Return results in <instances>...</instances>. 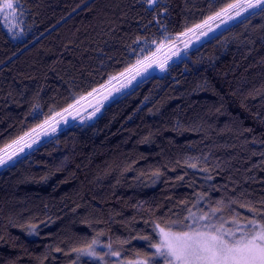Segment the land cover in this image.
<instances>
[{"label":"trees","instance_id":"16d2710c","mask_svg":"<svg viewBox=\"0 0 264 264\" xmlns=\"http://www.w3.org/2000/svg\"><path fill=\"white\" fill-rule=\"evenodd\" d=\"M19 1L32 31L16 42L0 21V152L54 129L1 155L0 264H156L157 226L264 224V3L117 89L152 50L137 44L242 0Z\"/></svg>","mask_w":264,"mask_h":264},{"label":"rangeland","instance_id":"374dc122","mask_svg":"<svg viewBox=\"0 0 264 264\" xmlns=\"http://www.w3.org/2000/svg\"><path fill=\"white\" fill-rule=\"evenodd\" d=\"M246 1L247 0H242L233 4L235 5V7L227 8L226 10L217 13L214 17L210 18L209 20L203 21L198 25L199 27L197 26L191 31L174 37L165 35L161 40L158 41L152 40L149 42H140L139 44H137L139 48L138 53H142V51L148 48L152 50L151 52L138 59L133 65H131L126 71L123 72L124 74L122 76V80L115 85L116 88H127L147 76L164 75L165 73H167L173 63H179L177 53H183L196 47L203 40L214 35L227 25L231 24L233 21L244 16L246 13L252 10L254 7H248L249 3L244 4ZM4 2L5 0H0V5H2ZM12 3L15 7V11L11 9H4L3 12H0V21L8 36L13 41L21 42L27 39L28 35L32 31V27L27 20V11L23 4L19 0H12ZM147 3L149 5L153 4L150 3L149 0H147ZM250 3L256 4V0H253ZM106 87L102 88V90H104ZM52 122L53 121H47L46 123H44V125L39 127L41 129L37 133L29 134V132H27L17 138L5 149V151L0 152V158L5 160L6 156L1 157V155L6 151L12 150L13 152H20L36 146L42 140V138H44V136L52 132V130L54 129L52 126L46 128ZM199 218L201 217L199 216ZM207 224H213V222L207 221L205 225ZM259 225L260 224L257 223V230L259 228ZM252 227L253 226L250 225V228H236L232 231L236 234V238H239L245 232L250 233ZM160 228L168 230V227H158V231ZM227 229L228 228H224L222 230ZM172 231H180V229L172 228ZM80 254L83 257L90 258L91 262L93 263L96 261L102 262L103 259L107 257L106 253L97 249V247H86L81 250ZM115 256L116 255L114 254H111L109 256V259H112L114 264H145V261L142 259L120 263L117 261ZM156 264H166L165 257L159 255Z\"/></svg>","mask_w":264,"mask_h":264},{"label":"snow or ice","instance_id":"6c2138e0","mask_svg":"<svg viewBox=\"0 0 264 264\" xmlns=\"http://www.w3.org/2000/svg\"><path fill=\"white\" fill-rule=\"evenodd\" d=\"M149 2L154 3L155 0ZM261 3L264 0H256V4L249 3L248 7H256ZM4 9L15 11L12 0H5L0 5V12ZM4 163L0 158V165ZM248 223L253 226L251 232H245L239 238L231 229L222 230L223 225H204L207 231H200L192 225L184 226L188 231H172L170 225L168 230L159 229L160 240L151 246L156 249V254L165 257L166 264H264V224H260L257 230L256 220Z\"/></svg>","mask_w":264,"mask_h":264},{"label":"water","instance_id":"95a60500","mask_svg":"<svg viewBox=\"0 0 264 264\" xmlns=\"http://www.w3.org/2000/svg\"><path fill=\"white\" fill-rule=\"evenodd\" d=\"M118 80H120V78L117 79V80H115L113 83H115V82L118 81ZM113 83H112V84H113ZM112 84H110V85H112ZM110 85H109V86H110ZM81 103H82V102H78V104H76V105H74L73 107L69 108L66 112L72 110L74 107L78 106V105L81 104ZM66 112H65V113H66ZM65 113H63V114H65ZM63 114H62V115H63ZM62 115H61V116H62ZM59 117H60V116H59ZM40 129H41V128H34V129H32V130L29 131V134L37 133L38 131H40Z\"/></svg>","mask_w":264,"mask_h":264}]
</instances>
